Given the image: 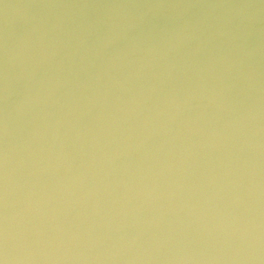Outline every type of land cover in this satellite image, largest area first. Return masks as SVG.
<instances>
[{"label":"water","instance_id":"obj_1","mask_svg":"<svg viewBox=\"0 0 264 264\" xmlns=\"http://www.w3.org/2000/svg\"><path fill=\"white\" fill-rule=\"evenodd\" d=\"M0 264H264V0H0Z\"/></svg>","mask_w":264,"mask_h":264}]
</instances>
